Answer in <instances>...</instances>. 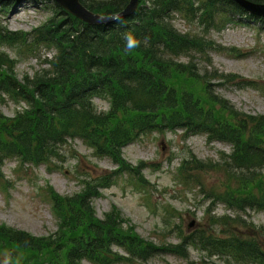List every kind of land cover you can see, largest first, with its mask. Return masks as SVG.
Instances as JSON below:
<instances>
[{"label": "trees", "instance_id": "obj_1", "mask_svg": "<svg viewBox=\"0 0 264 264\" xmlns=\"http://www.w3.org/2000/svg\"><path fill=\"white\" fill-rule=\"evenodd\" d=\"M7 1L13 0H0V12L9 9ZM129 1L81 0L102 15L121 12ZM50 11L48 20L30 32L11 31L0 22V48H16L26 57L52 53L44 59L47 67L20 79L18 60L0 51V100L23 105L13 117L0 112V178L8 160L50 167L64 158L63 147L74 140L117 168L81 180L82 189L73 196L47 186L57 230L35 237L1 224L0 264H146L160 255L187 260L189 249L225 264H264V226L239 216L248 210L264 212V115L242 112L211 89L213 80L238 87L252 86V81L236 74L209 75L194 59L205 55L210 62L216 51L247 56L210 38L246 13L233 0H140L132 17L91 26L58 4ZM176 17L197 30L180 32ZM95 99L108 103L109 110L99 111ZM178 131L231 147L216 165L193 158L178 169L186 183L199 182L192 172L216 168L224 174L223 190L209 194L205 225L188 235L180 230L177 245H156L137 234L116 207L100 219L93 202L117 177L144 182L147 166L130 164L123 149L145 135ZM218 204L239 217L213 215Z\"/></svg>", "mask_w": 264, "mask_h": 264}, {"label": "rangeland", "instance_id": "obj_2", "mask_svg": "<svg viewBox=\"0 0 264 264\" xmlns=\"http://www.w3.org/2000/svg\"><path fill=\"white\" fill-rule=\"evenodd\" d=\"M7 3L10 8L0 12V22L11 31L24 32H30L46 22L52 15L50 6L56 4L53 0H14ZM174 24L182 33H194L197 30L181 17H176ZM210 38L222 48H236L240 54L248 55L240 58L227 51H216L210 53V62H206L205 55L195 54L197 67L208 71L209 75L236 74L253 83L248 87L233 84L220 86L219 82L213 80L212 92L242 112L264 115L262 21L247 14L236 15L233 23L221 31H213ZM0 51L18 60L16 73L20 79L24 75L33 76L35 71L47 67L44 59L52 57V53L47 51L35 57L19 55L16 48L12 47H3ZM188 60L184 58L182 62L187 63ZM94 103L99 111L109 109L108 104L102 100L96 99ZM21 107L23 105H15L7 98L4 102L0 100V112L6 116L13 117ZM230 152V146L223 143L208 144L206 136L202 135L184 137L181 132L145 135L123 150V157L130 164L143 162L151 165L143 171L144 182L138 183L128 175L117 177L114 184L94 200L96 214L104 219L116 207L146 241L156 245H177L181 241L180 230L188 235L205 225L206 211L212 202L209 194L223 190L220 185L224 177L216 168L207 169L205 173L192 172L198 174L199 182L186 183L178 173L181 163L195 158L216 165L221 153ZM62 153L64 158L55 161L50 167L23 166L17 160L5 162L0 178V225H7L35 237H46L57 230L47 186L63 196H73L81 191V180L103 170L111 173L117 168L111 159L96 157L93 150L81 140L68 143ZM212 214L218 217L238 216L235 211H229L221 204L214 207ZM240 217L256 227L264 226V212L248 210L240 214ZM241 230L246 231L242 227ZM188 253L187 260L174 255H160L147 264H225L217 258L208 259L192 249ZM121 254L126 255L124 252Z\"/></svg>", "mask_w": 264, "mask_h": 264}, {"label": "water", "instance_id": "obj_3", "mask_svg": "<svg viewBox=\"0 0 264 264\" xmlns=\"http://www.w3.org/2000/svg\"><path fill=\"white\" fill-rule=\"evenodd\" d=\"M66 12L75 18L92 26L107 25L121 19L133 16L139 9L140 0H130L121 12L114 15H101L92 12L85 7L80 0H54ZM245 12L258 18H264V4L255 3L250 0H233Z\"/></svg>", "mask_w": 264, "mask_h": 264}]
</instances>
